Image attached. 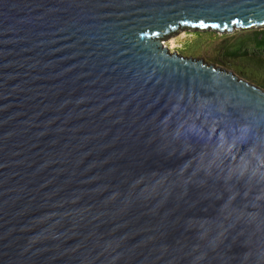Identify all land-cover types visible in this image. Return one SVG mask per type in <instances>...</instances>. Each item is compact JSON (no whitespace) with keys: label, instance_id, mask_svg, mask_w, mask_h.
<instances>
[{"label":"water","instance_id":"water-1","mask_svg":"<svg viewBox=\"0 0 264 264\" xmlns=\"http://www.w3.org/2000/svg\"><path fill=\"white\" fill-rule=\"evenodd\" d=\"M264 0H0V264H264V91L164 45Z\"/></svg>","mask_w":264,"mask_h":264},{"label":"rangeland","instance_id":"rangeland-1","mask_svg":"<svg viewBox=\"0 0 264 264\" xmlns=\"http://www.w3.org/2000/svg\"><path fill=\"white\" fill-rule=\"evenodd\" d=\"M172 39L177 47L170 52L231 72L264 91V27L227 34L181 31L164 45Z\"/></svg>","mask_w":264,"mask_h":264},{"label":"bare ground","instance_id":"bare-ground-1","mask_svg":"<svg viewBox=\"0 0 264 264\" xmlns=\"http://www.w3.org/2000/svg\"><path fill=\"white\" fill-rule=\"evenodd\" d=\"M175 35V34H174ZM184 35V34H183ZM172 36V35H171ZM170 36V37H171ZM167 39H169V38H167ZM165 46L167 47V49L169 50V51H171V50H173V49H175L177 46H176V42H175V40H170L169 42H168V44H165Z\"/></svg>","mask_w":264,"mask_h":264}]
</instances>
